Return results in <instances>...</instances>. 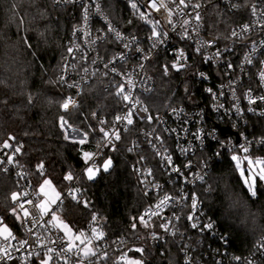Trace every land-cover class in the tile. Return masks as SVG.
<instances>
[{"label": "built area", "instance_id": "built-area-1", "mask_svg": "<svg viewBox=\"0 0 264 264\" xmlns=\"http://www.w3.org/2000/svg\"><path fill=\"white\" fill-rule=\"evenodd\" d=\"M122 1L128 8L130 24H135L139 29L137 33L130 34L120 30L106 14L103 0H54V6L57 8H78L80 11L79 22L67 39L66 53L59 70V83L63 89L70 92L68 97H72L76 104V107H70L68 112L77 108L84 87L92 82L102 83L114 92L118 84H127L129 91L126 94L132 97L137 113L134 125L130 126L129 131L122 133V140L117 142L116 151L106 146L100 134L93 149L82 147L79 150L80 157L82 159L83 151L96 153L98 165L102 164L103 159L111 157V172L117 164L118 153L127 151L133 146V142H137L139 146L135 151H127L133 157L130 168L137 179L136 168L151 169L153 173L151 177L138 179L144 196L150 201L140 216L145 210L154 208L165 195L173 197L176 203L169 201L168 207L151 218L147 228L139 223L140 216L138 217L137 224L148 231L147 236H140L135 241L121 237L96 243V254L89 257H84L82 251H76L82 248L74 247L72 251L64 252L68 247V238L60 230L52 229L50 225L46 230L43 221L40 226H36L35 222L32 224L31 216L27 218V224L16 218L20 224L16 229L7 225L0 217L11 229L15 237L11 243L17 249H10L12 258L0 260V264H40L45 249H40L34 242L37 234L42 238L41 244L55 248L58 253L64 252L63 255L53 254L49 264H123L122 256L127 255L134 259L133 254L143 253L136 252L135 248H143L145 243L158 247L170 240L183 245V264H264V235L250 254L244 257L233 254L228 249L227 239L209 217L200 192V187L206 183L215 165L227 156H238L246 164L247 158L254 164L264 162V136L253 134L256 129L253 121L264 119V102L258 100L255 104H249L246 98L249 91L253 93V98L264 96V81L259 78V72H264V28L261 27L264 25V14L260 11L264 8V3L261 0H189V3L200 5L197 9L201 16L198 24L193 19V9L184 7L181 0H155L153 9L145 7L148 0H137L141 10L149 13L150 23L155 22L161 32L168 33L161 45L150 48L152 43H156L149 39L152 25L146 23L131 7L132 0ZM229 3H237L236 8L229 7ZM156 7H159L160 11H156ZM86 8L87 25L83 19ZM215 17L218 21L214 20ZM186 21L190 23H185ZM108 25L119 31L122 37H127V40L135 37L139 41L138 45L125 49L123 43L115 39V34L108 32ZM213 25L218 28L219 33L210 30ZM89 32L90 36L87 35ZM185 32L188 33V38H184ZM209 42H214L215 45L209 47ZM136 47L146 51L137 53ZM70 48L74 49L72 53H69ZM197 48L200 51H197ZM181 49L186 57V67L180 71L169 67V71L164 74H185L187 84L184 86L183 102L168 108L162 115L153 117L145 98L156 91V80L152 75L154 62H158L159 57L164 69L166 65L170 66L174 62V53ZM217 51L222 55L215 57ZM121 53L127 55V61L116 63L120 73L117 76L105 65ZM209 56H214L215 59L206 60L205 57ZM249 61L252 63L249 64ZM228 62L233 65V69L226 67ZM239 65H244L243 71ZM200 73H204L206 78H201ZM69 84L75 87L70 88ZM209 89L212 91L209 92ZM119 99L120 108L114 117L122 115L126 109V102ZM148 116L153 119L149 121ZM114 117L109 118L98 113L93 115L99 128H123V124H113ZM99 120H104L105 124L100 125ZM224 133L228 135L224 136ZM157 136L160 137L159 141L156 140ZM7 143L10 145L7 149L3 145L0 146V160H6L7 156L11 155L15 163L0 165L3 172L12 175L20 193H38L29 173L19 161L21 145H14L10 141ZM152 143H155L156 149H153ZM17 147L20 148L19 153L14 152ZM157 151L170 155L172 163L168 164L166 160L161 159V156L156 154ZM173 167L179 171L174 172ZM84 168L83 161L77 179L74 183L70 182L53 208L55 213L67 202L78 201L73 200L75 196L72 199L69 193L72 188H77L79 178L86 179ZM109 172L101 171L94 180H86L95 182L102 174ZM141 179L154 181L160 188H153L152 184H148L146 190ZM28 198L34 197L30 195L25 199ZM25 206L37 218V222L42 219L41 210L38 212L31 205ZM20 215L22 216V213ZM189 216L193 219L189 220ZM193 223L197 227L193 228ZM161 224H167V230L162 228ZM209 224L211 227H208ZM29 228L33 229L31 233L27 231ZM20 240H27L28 247L21 249L18 244ZM4 243L6 242L0 238V244ZM34 250L40 254H33Z\"/></svg>", "mask_w": 264, "mask_h": 264}, {"label": "trees", "instance_id": "trees-1", "mask_svg": "<svg viewBox=\"0 0 264 264\" xmlns=\"http://www.w3.org/2000/svg\"><path fill=\"white\" fill-rule=\"evenodd\" d=\"M103 3L106 14L120 30L138 32V27L130 24L122 0ZM79 19L78 8H57L54 0H0V146L8 141L21 145L19 161L37 192L47 178L64 193L70 184L64 175L71 171L77 177L83 167L79 145L65 140L61 118L72 128L89 131V143L83 148L91 150L100 137L92 113L97 110L112 118L121 104L113 89L92 82L84 87L75 110L68 112L61 107L70 92L60 86L59 70L67 39ZM210 30L219 33L214 25ZM158 60L152 67L156 91L145 98L153 117L182 103L187 84L185 74L166 76L163 62ZM253 123V134L264 136V119ZM116 159L112 171L97 181L79 178L78 201H69L58 211L76 234L84 232L91 237L93 228L102 231L104 235L97 243L121 237L135 241L148 234L137 224L150 201L130 168L133 157L123 150ZM41 163L46 174L37 173L36 166ZM13 191L19 192L17 183L0 167V217L18 229L20 224L12 214L10 200ZM200 192L209 217L227 239L229 251L241 257L250 254L264 235V185L259 182L255 195L250 193L234 160L227 156L215 165ZM93 216L98 220L93 221ZM143 248L142 254H133L142 264H183V245L178 241L170 240L158 247L145 243Z\"/></svg>", "mask_w": 264, "mask_h": 264}, {"label": "snow or ice", "instance_id": "snow-or-ice-1", "mask_svg": "<svg viewBox=\"0 0 264 264\" xmlns=\"http://www.w3.org/2000/svg\"><path fill=\"white\" fill-rule=\"evenodd\" d=\"M262 3H264V0H261ZM154 3L155 0H148L147 5H145V7L149 8V9H153L154 8ZM181 3L184 5V7H191L193 9L192 12V16L193 19H195L198 24L199 21L201 20V16L200 13L197 11V9H199L200 5L195 4V3H189V0H181ZM83 7V5H81ZM237 3H229V7L231 8H236ZM131 7L137 11V13L141 16L142 19L145 20L146 23L152 25V30H151V35L149 37L150 40L155 41L156 43H152L150 45V48H155L159 45H161L165 38L167 37L168 33L165 32H161L157 27H156V23L155 22H151L150 23V18H149V13L142 11L140 5L138 4L137 0H132L131 2ZM156 11H160L159 7L155 8ZM97 11H99V8L97 7ZM261 13L264 14V8L260 9ZM88 9H84V13H83V19L85 22V25H87V20H88ZM185 23H190V21H186ZM262 28H264V25H261ZM108 32L109 33H114L115 34V39L118 41H121L123 43V47L125 49L128 48H132L136 45H138L139 41L133 37L131 40H127V37H122L121 33L115 29H113L110 25H108ZM87 35H91V33H87ZM184 38H188V33L185 32L184 34ZM127 41V42H125ZM93 43H95V41H93ZM215 43L214 42H209L208 46L212 47L214 46ZM262 45H264V42H262ZM76 51L78 49H75ZM135 50L137 51V53H141V52H145V49H141L139 47H136ZM74 51V49H69V53H72ZM197 51H200L199 48H197ZM222 53L217 51L215 53V57L221 56ZM174 56L176 57V59L174 60V62L169 66L166 65L163 69V71L165 73H167L169 71V67L176 70V71H180L182 70L184 67H186V64L184 63V61L186 60L184 51L181 49L178 52L174 53ZM214 56H209V57H205L206 60H213L215 59ZM121 61H127V55L124 53L118 54L116 56L113 57V61H109L108 64L105 65L106 68H109L111 72L116 73L117 76L120 75V73L117 71V67H116V63L121 62ZM252 61H249V64H251ZM226 67L228 69H233V65L228 62L226 64ZM240 70L243 71L244 65H239ZM201 78H206L204 73H200ZM259 78L264 81V72H259ZM262 86H264V83H262ZM68 87H75L72 84H69ZM129 91L128 86L126 83H120L116 86V91L115 94L117 95V97L121 98L123 102H126V109L124 111V113L122 115H116L114 117L113 120V124L114 125H120L123 124L124 127L123 128H119V127H113L111 130L106 129L105 127L101 126L99 128V132L103 137V140L106 142V146L109 147L112 151H116V144L117 142L122 140V133L127 132L130 130V126L134 125V117L137 115V113L135 112V107H134V101L132 99L131 96L127 95L126 93ZM209 92H211L212 90L209 89ZM253 93L251 91L248 92L247 95V99H248V103L249 104H255L258 100L264 102V96H258L253 98ZM61 107L65 110L68 111L73 107H76L75 101L73 100L72 97H67L64 100V103L61 105ZM253 109H249V111H252ZM147 110H145L146 112ZM147 119L149 121H151L153 118L151 116H148ZM61 127L64 129H72V126L70 124L67 123V121L63 120V118H61ZM98 123L100 125H104L105 121L104 120H99ZM72 132H74L76 134V137L71 138L72 143L77 144V145H84L88 142L89 139V131H84V132H80V130L78 129H72ZM147 135V134H146ZM10 139H12L10 137ZM70 136L68 134L65 135V140H69ZM156 140H160V137H156ZM162 143V141H161ZM138 143L137 142H133V146L129 147L127 149L128 152H133L135 151V149L138 147ZM151 146L153 147V149H156V145L155 143H152ZM3 147L5 149L9 148L10 145L5 142L3 144ZM247 151V150H246ZM14 152L19 153L20 152V148H15ZM157 155L161 156V159H164L168 162V164L172 163L171 160V156L170 155H165V154H161L159 151L156 152ZM96 153H92V152H87V151H83L82 152V159L84 161L85 164V168H84V176L86 177L87 180L92 181L96 178V176L101 172H109L111 170V167L113 165V159L111 157L105 158L103 159L102 164H97L96 163ZM232 159L236 160L237 157L233 156ZM14 157L9 155L7 156L6 160H0V165H12L14 164ZM262 166H264V162H262ZM37 173H45V165L43 163L38 164L37 166ZM5 171L7 170V168L4 169ZM174 172H178L179 170L174 168L172 169ZM135 171L138 174V179L141 177H151L153 175L152 170L151 169H147V170H142L140 168H136ZM241 175H243V172H241ZM63 179L65 181L68 182H72L74 183L75 180L77 179V177L71 172H67ZM200 179L202 180L203 177H200ZM260 179L264 180V173H262L260 175ZM141 183L145 184V189L147 190V185L148 184H152L153 188H160V185L155 184L154 181L151 180H147V179H141ZM245 183L248 185V189L249 191L255 195V188H254V180L253 181H248L245 180ZM49 186H53V181L47 178H44L42 180V183L39 184V192L36 193H32L29 194L28 192H16L13 191L11 192L10 195V200L13 202V207H12V214L17 218V219H21L23 221L24 224H27L29 222V220L27 218H29L31 216V222L32 224L35 222L36 226H40L41 225V221H43V226L45 227V229L47 230V227L50 225L52 229H56V230H60L64 233L65 236L68 237V247L66 249H64V252H68V251H72L74 248V241L79 240L81 242V244H84L85 247L83 249H76L77 252H83L84 257H89V256H94L96 253L93 250V248L90 246L91 242H92V238L88 237L85 238V233L84 232H80L79 235H73L72 234V229L69 227L68 224L64 223L63 221H59V218L54 215L55 214V209L50 210L49 209V205L51 204H56L58 201H60L61 199V193L57 192V196L54 197L55 202L53 203L52 200L47 201V205L44 208V212L42 213V219H40L37 222V218L32 215V213L29 211V209L25 206V205H31L33 209H35L36 211L40 212V208H39V204L43 199H38L40 194H43V190L48 188ZM80 194V189L79 188H72V190L70 191L69 195H71V198L73 199V196H75V199L73 200H77L78 196ZM33 196L34 198H28L25 199L26 197L29 196ZM44 196V195H43ZM169 201H171L172 203H176V201L173 199V197L165 195L162 199H160L158 201V203L155 204L154 208H150L145 210V213L143 215H141L139 217V223L142 224L145 228L149 227V221L151 220V218L153 216H157L160 214V212L162 211L163 208H166L169 206ZM86 205V204H85ZM193 208L195 209V198H193ZM20 213H22V216L20 215ZM147 217V218H146ZM193 219L192 216H189V220ZM93 221H97L98 217L97 216H93L92 217ZM51 222V223H50ZM133 227L135 228V224L133 225ZM162 228H165L167 230V224H161ZM192 227L195 228L197 227V225L195 223L192 224ZM208 227H211V224L208 225ZM32 228L27 229V231L29 233L32 232ZM93 234L95 233L94 237L96 239H99L101 237H103L104 233L102 231H97L95 228L92 229ZM0 238H2V240L6 243L4 244H0V260H10L12 258L11 255V251H16V247L15 245H13L11 243L12 240H15V237L11 231V229L4 223V221L2 219H0ZM153 238L155 239L156 236L153 233ZM41 236L39 234L36 235L35 237V243L39 245L40 249H45V251L43 252V257L41 258L40 264H49V261L52 259L53 254L55 255H63L64 252H56V249L53 247H47L46 244H41ZM62 239V238H61ZM19 247L21 249L28 247L29 242L27 240H20L18 241ZM262 245H264V243H262ZM11 249V251H10ZM136 252H140L142 253L144 251L143 248H135L134 249ZM129 251H132V249H129ZM36 255H39V251H35L34 253ZM121 260L123 261V264H141L140 260L137 259H132L129 258L127 255H124L121 257ZM187 264V262H186Z\"/></svg>", "mask_w": 264, "mask_h": 264}, {"label": "rangeland", "instance_id": "rangeland-1", "mask_svg": "<svg viewBox=\"0 0 264 264\" xmlns=\"http://www.w3.org/2000/svg\"><path fill=\"white\" fill-rule=\"evenodd\" d=\"M95 113H98L100 114L97 110L94 111L92 113V117ZM64 129V128H63ZM72 129H75V128H72ZM72 129H64L65 130V133L68 134L70 136V139L69 141L72 142L71 138L73 137H76V134L74 132H72ZM81 132V131H80ZM82 133V132H81ZM78 138V137H76ZM89 143V139H88V142L84 145H87ZM84 145H79V150L82 148V147H85ZM237 157L236 160H234L235 162V165H236V168H237V171H238V174L244 184V186L248 189V185L245 183V180H248V181H253L254 180V188H255V193H256V189H257V186L259 185V182H261L263 185H264V180H261L260 179V175L262 173H264V166H262V162L263 161H259L257 162L256 164L252 163L251 162V159L250 158H247L246 161L248 162V164H246L242 159H240L238 156H235ZM241 172H243V175H241ZM64 189H66V186L64 187ZM249 190V189H248ZM38 192H39V187H38ZM57 192H60L61 193V197L63 196V192L60 191L59 188H57L54 184L53 186H49L48 188L44 189L43 190V194H40L39 195V199H43L40 204H39V208L42 212H44V208L45 206L47 205V201L49 200H52V202L54 203L55 200H54V197L57 196ZM250 192V191H249ZM251 193V192H250ZM44 195V196H43ZM59 202V201H58ZM51 204L49 205V209L52 210L57 204ZM54 215H56L59 220V221H63L64 223H66L59 212H56ZM67 224V223H66ZM70 227V226H69ZM71 228V227H70ZM72 229V228H71ZM98 232L100 231L99 229H96ZM62 232V231H61ZM63 233V232H62ZM64 234V233H63ZM72 234L73 235H79V234H76L73 229H72ZM95 233L92 234L91 238H92V242H91V247L93 248L94 250V246L95 244L102 239L99 238V239H96L94 237ZM67 237V236H66ZM68 238V237H67ZM85 238H88L87 236H85ZM74 247H77V248H84L85 245L84 244H81V242L79 240L77 241H74ZM142 264V262H141Z\"/></svg>", "mask_w": 264, "mask_h": 264}, {"label": "water", "instance_id": "water-1", "mask_svg": "<svg viewBox=\"0 0 264 264\" xmlns=\"http://www.w3.org/2000/svg\"><path fill=\"white\" fill-rule=\"evenodd\" d=\"M228 135V133H224V136H227Z\"/></svg>", "mask_w": 264, "mask_h": 264}]
</instances>
